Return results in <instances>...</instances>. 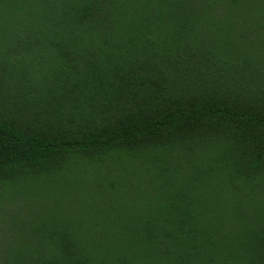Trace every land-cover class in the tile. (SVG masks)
Here are the masks:
<instances>
[{
	"label": "trees",
	"instance_id": "16d2710c",
	"mask_svg": "<svg viewBox=\"0 0 264 264\" xmlns=\"http://www.w3.org/2000/svg\"><path fill=\"white\" fill-rule=\"evenodd\" d=\"M0 264H264V0H0Z\"/></svg>",
	"mask_w": 264,
	"mask_h": 264
}]
</instances>
